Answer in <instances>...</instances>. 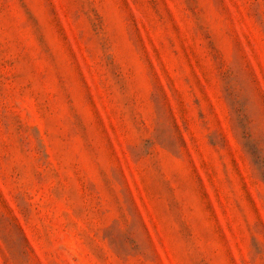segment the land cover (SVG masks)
I'll return each instance as SVG.
<instances>
[{
    "label": "rangeland",
    "instance_id": "rangeland-1",
    "mask_svg": "<svg viewBox=\"0 0 264 264\" xmlns=\"http://www.w3.org/2000/svg\"><path fill=\"white\" fill-rule=\"evenodd\" d=\"M0 264H264V0H0Z\"/></svg>",
    "mask_w": 264,
    "mask_h": 264
}]
</instances>
